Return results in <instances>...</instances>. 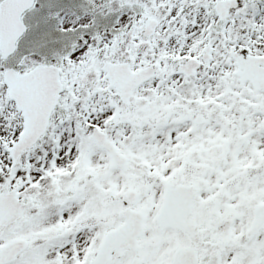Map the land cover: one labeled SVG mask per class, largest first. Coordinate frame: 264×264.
<instances>
[{"label": "snow or ice", "instance_id": "1", "mask_svg": "<svg viewBox=\"0 0 264 264\" xmlns=\"http://www.w3.org/2000/svg\"><path fill=\"white\" fill-rule=\"evenodd\" d=\"M0 264H264V0H0Z\"/></svg>", "mask_w": 264, "mask_h": 264}]
</instances>
